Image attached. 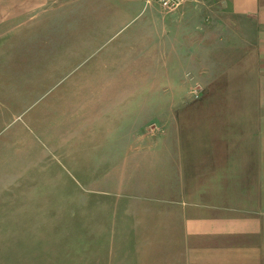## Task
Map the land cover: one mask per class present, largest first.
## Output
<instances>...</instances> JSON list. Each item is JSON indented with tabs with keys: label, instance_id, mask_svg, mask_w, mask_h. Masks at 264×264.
I'll list each match as a JSON object with an SVG mask.
<instances>
[{
	"label": "crops",
	"instance_id": "crops-1",
	"mask_svg": "<svg viewBox=\"0 0 264 264\" xmlns=\"http://www.w3.org/2000/svg\"><path fill=\"white\" fill-rule=\"evenodd\" d=\"M57 1L0 0V120L11 132H23L40 118V109L34 107L30 121L29 100L45 94L47 45L43 35L29 28V21ZM82 1L85 36L91 38L87 53L121 32L130 31L129 39H136V34L138 39L148 37L149 48L155 49L161 37L167 46L163 51L196 71L204 87L197 98L180 96L177 109L167 112L165 141L120 144V134L130 140L127 135L140 133L146 122L141 117L136 126L135 118L127 127L123 117L118 146L132 154L134 150L136 159L118 163L119 192L145 204L138 212V207L127 211L139 219L130 227L128 221L123 223L124 230L134 232L124 239L119 231V245L132 240L148 255L147 264H264V0H187L172 12L147 0ZM140 18L147 33L139 32V26L130 28ZM153 18V26H146ZM177 21L183 23L181 42L173 41ZM61 47L54 45L49 52ZM123 47H129L127 52L147 51L138 42L127 45L125 40ZM125 97H108L114 103L108 111L122 112L123 103L134 101ZM11 132L0 142V223L13 221L15 212L22 214L19 228L27 230L22 233L27 235L26 245L38 246L44 233L41 159L28 129L21 144V157L26 155L15 163L13 148L18 142ZM141 154L144 157L138 158ZM138 172L143 176L139 181ZM31 213L36 214L33 221ZM118 225L120 230L122 223Z\"/></svg>",
	"mask_w": 264,
	"mask_h": 264
},
{
	"label": "rangeland",
	"instance_id": "rangeland-1",
	"mask_svg": "<svg viewBox=\"0 0 264 264\" xmlns=\"http://www.w3.org/2000/svg\"><path fill=\"white\" fill-rule=\"evenodd\" d=\"M52 7L29 21V28L43 35L47 45L45 94L43 96V87H40L43 97L30 99L28 110L33 121L31 109H40V118L28 129L34 133L30 135L35 141L31 142L41 159L40 189L44 197L42 195L40 224L44 233L40 234L41 245L37 246L36 242L26 245L28 238L22 233L27 230L19 228L22 214L15 212L11 215L13 221L3 220L0 223V264H147L148 255L133 246L132 240L127 239L128 245L121 240L119 245V231L124 239L127 232L131 237L134 232L132 228L124 230L123 223L128 221L127 227H130L139 219V216L126 214L127 211L138 207V212L140 204H145V201L123 198L124 191L119 192L118 163L124 158L126 163L136 159L134 150L132 154L118 146L119 129L123 117L127 118V127L135 118V125H141L140 118L145 117L140 133H129L130 140L120 134V144L136 140L165 141L167 112L177 109L180 96L199 97L204 89L203 81L196 71L181 66V60L175 62L172 55L163 51L167 46L161 37L159 48L155 49L149 48L148 37L138 39L136 34V39H129L130 31L121 32L119 37L100 43L102 47L96 52L87 53L91 38L85 36V2L59 0ZM174 13L171 14L178 15ZM153 14L158 19V13ZM153 21L154 18L145 25L153 26ZM143 25L140 18L130 28L139 26L138 31L144 34L148 30ZM182 27L181 21L172 26L176 35L173 41L181 42ZM96 28L97 23L92 31ZM69 34H73L72 40ZM125 40L127 45L138 42L147 46V51L127 52L130 49L123 47ZM190 40L197 41L194 37ZM54 45H62V49L50 53L49 48ZM70 47L75 50L71 51ZM172 58L178 65H172ZM122 95L134 101L123 103L126 109L122 112L113 108L108 111L114 104L107 101L108 97ZM133 107L135 112L131 110ZM28 129L25 126L23 132H11L0 120V142H4L7 132L18 142L13 148L15 163L26 155L25 152L21 157V144ZM142 155L138 158L144 157ZM141 177L138 172L137 180ZM35 215L31 213V221ZM126 216L130 219H125ZM1 217L6 218L4 214ZM117 222L122 223L120 230Z\"/></svg>",
	"mask_w": 264,
	"mask_h": 264
},
{
	"label": "built area",
	"instance_id": "built-area-1",
	"mask_svg": "<svg viewBox=\"0 0 264 264\" xmlns=\"http://www.w3.org/2000/svg\"><path fill=\"white\" fill-rule=\"evenodd\" d=\"M155 2L163 11L172 12L181 7L187 0H147Z\"/></svg>",
	"mask_w": 264,
	"mask_h": 264
}]
</instances>
